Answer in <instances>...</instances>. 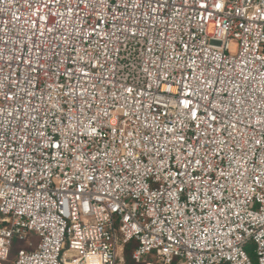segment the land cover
<instances>
[{
    "label": "built area",
    "instance_id": "obj_1",
    "mask_svg": "<svg viewBox=\"0 0 264 264\" xmlns=\"http://www.w3.org/2000/svg\"><path fill=\"white\" fill-rule=\"evenodd\" d=\"M264 264V0H0V264Z\"/></svg>",
    "mask_w": 264,
    "mask_h": 264
},
{
    "label": "trees",
    "instance_id": "obj_2",
    "mask_svg": "<svg viewBox=\"0 0 264 264\" xmlns=\"http://www.w3.org/2000/svg\"><path fill=\"white\" fill-rule=\"evenodd\" d=\"M136 241H131L127 244H125L122 247V251H121V256H120V260L122 262V264H144V263H136L132 258H131V254L132 251L136 248ZM25 245L22 242H15L13 241L11 249H10V253H9V261L7 262H3V264H7V263H11L12 260H14L16 253L18 250L24 249ZM246 251L252 261V264H256V259L254 257V254L252 252V247H247ZM172 264H177L176 261L173 262Z\"/></svg>",
    "mask_w": 264,
    "mask_h": 264
},
{
    "label": "rangeland",
    "instance_id": "obj_3",
    "mask_svg": "<svg viewBox=\"0 0 264 264\" xmlns=\"http://www.w3.org/2000/svg\"><path fill=\"white\" fill-rule=\"evenodd\" d=\"M15 242H17V240H14ZM7 264H9V263H7ZM118 264H122V262H121V260L119 259V261H118Z\"/></svg>",
    "mask_w": 264,
    "mask_h": 264
}]
</instances>
